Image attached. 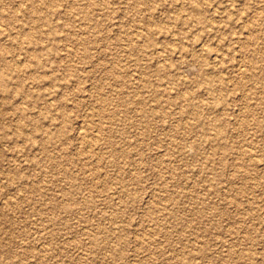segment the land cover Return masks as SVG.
I'll return each mask as SVG.
<instances>
[{
    "label": "rangeland",
    "instance_id": "obj_1",
    "mask_svg": "<svg viewBox=\"0 0 264 264\" xmlns=\"http://www.w3.org/2000/svg\"><path fill=\"white\" fill-rule=\"evenodd\" d=\"M0 264H264V0H0Z\"/></svg>",
    "mask_w": 264,
    "mask_h": 264
},
{
    "label": "bare ground",
    "instance_id": "obj_2",
    "mask_svg": "<svg viewBox=\"0 0 264 264\" xmlns=\"http://www.w3.org/2000/svg\"><path fill=\"white\" fill-rule=\"evenodd\" d=\"M202 46V45H201ZM245 70V69H244ZM243 72V71H242Z\"/></svg>",
    "mask_w": 264,
    "mask_h": 264
}]
</instances>
